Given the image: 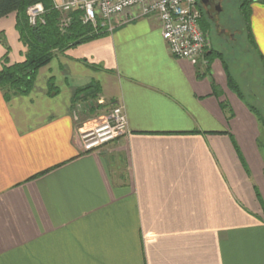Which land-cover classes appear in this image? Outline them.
Returning a JSON list of instances; mask_svg holds the SVG:
<instances>
[{"label":"crops","instance_id":"crops-1","mask_svg":"<svg viewBox=\"0 0 264 264\" xmlns=\"http://www.w3.org/2000/svg\"><path fill=\"white\" fill-rule=\"evenodd\" d=\"M250 7L264 59V2ZM134 13L57 53L27 95L0 88V264H264L262 123L220 58L174 57L159 17ZM0 34L23 60L16 13ZM92 86L126 112L114 149L82 148Z\"/></svg>","mask_w":264,"mask_h":264},{"label":"trees","instance_id":"trees-1","mask_svg":"<svg viewBox=\"0 0 264 264\" xmlns=\"http://www.w3.org/2000/svg\"><path fill=\"white\" fill-rule=\"evenodd\" d=\"M241 2L240 8L246 20L251 16V3L255 0H238ZM264 2V0H260ZM42 3L45 9L44 23L31 25L29 22L28 8L34 4ZM198 6L199 2H198ZM200 9V7H199ZM16 13V29L20 36V41L26 48L24 59L12 62L10 59V47L5 38L0 34V40L6 48L5 54L0 58V88L6 99L10 100L16 95H27L33 88L38 71L47 65L57 53L76 47L90 40L98 38L107 32V28L102 26V20L98 18L94 27L91 23H83V11L80 9L68 13L71 17L68 26L61 27L62 12L56 7L55 0H0V19ZM202 18V17H201ZM201 26V19H200ZM202 28V26H201ZM203 29V28H202ZM247 37L261 61L264 71L263 55L256 45L250 22L247 25ZM220 50H212L206 53L207 58L222 57ZM210 61L207 66L209 69ZM226 71L229 88L243 100L250 111L256 115L264 127V116L260 110L252 103L246 101L245 94L237 78L231 72L228 63L222 59ZM88 87L79 90L78 94L90 89L94 97L99 95L97 89ZM84 97V96H83ZM85 99V98H84ZM83 99V100H84ZM225 107V104H224Z\"/></svg>","mask_w":264,"mask_h":264},{"label":"built area","instance_id":"built-area-1","mask_svg":"<svg viewBox=\"0 0 264 264\" xmlns=\"http://www.w3.org/2000/svg\"><path fill=\"white\" fill-rule=\"evenodd\" d=\"M56 7L62 12L80 9L83 11V23L93 26L98 18L106 21V28L112 31L115 27L113 20L127 11L135 10L131 19L156 15L159 17L162 34L167 41L171 54L176 58L188 59L194 63L202 62L208 65L206 56L207 37L200 26L201 12L198 0H64ZM31 25L44 23L45 12L42 3L28 8ZM69 18H62L61 27L68 26ZM127 116L120 103L112 105L111 123L86 130L81 136L82 148L85 151L99 149L107 141L113 140L126 132Z\"/></svg>","mask_w":264,"mask_h":264},{"label":"rangeland","instance_id":"rangeland-1","mask_svg":"<svg viewBox=\"0 0 264 264\" xmlns=\"http://www.w3.org/2000/svg\"><path fill=\"white\" fill-rule=\"evenodd\" d=\"M201 12V26L207 37V50H220L223 54L220 60L224 59L233 75L239 81L245 94L246 101L255 105L264 116V71L255 48L247 37V25L250 22L242 14L238 0H215L211 7V15L203 19L206 11L203 9L201 0H198ZM218 6V9L215 6ZM62 17L71 20V15L62 13ZM102 26L106 28V21L103 18ZM226 20H231L228 25ZM221 28L227 29V34L221 33ZM224 23V25H223ZM96 23L94 24V27ZM85 99L78 101L75 105L76 125L86 130L95 129L105 122L111 123L112 107L105 101H100L98 95L86 93ZM83 134V133H82ZM81 134V136H82ZM121 135L113 140L107 141L101 147L114 149Z\"/></svg>","mask_w":264,"mask_h":264},{"label":"flooded vegetation","instance_id":"flooded-vegetation-1","mask_svg":"<svg viewBox=\"0 0 264 264\" xmlns=\"http://www.w3.org/2000/svg\"><path fill=\"white\" fill-rule=\"evenodd\" d=\"M214 1L215 0H205V1L201 0V4L203 6V9L206 11L203 19L204 18L207 19V15H211V7L213 6ZM215 8L218 9V6L216 5ZM211 17H212V15H211ZM212 18H214V17H212ZM225 23H227L229 25L231 23V20H226ZM219 25L221 28V26H222L221 22H220V24H217V26H219ZM223 25H224V23H223ZM220 30H221V33H223L225 35L227 34V29L225 27L221 28Z\"/></svg>","mask_w":264,"mask_h":264},{"label":"water","instance_id":"water-1","mask_svg":"<svg viewBox=\"0 0 264 264\" xmlns=\"http://www.w3.org/2000/svg\"><path fill=\"white\" fill-rule=\"evenodd\" d=\"M203 1H205V0H203Z\"/></svg>","mask_w":264,"mask_h":264}]
</instances>
